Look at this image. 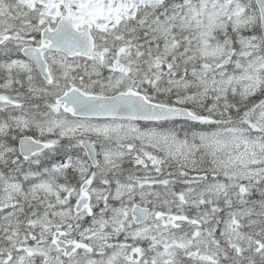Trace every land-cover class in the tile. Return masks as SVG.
<instances>
[{"label": "snow or ice", "instance_id": "obj_1", "mask_svg": "<svg viewBox=\"0 0 264 264\" xmlns=\"http://www.w3.org/2000/svg\"><path fill=\"white\" fill-rule=\"evenodd\" d=\"M0 264H264V0H0Z\"/></svg>", "mask_w": 264, "mask_h": 264}]
</instances>
